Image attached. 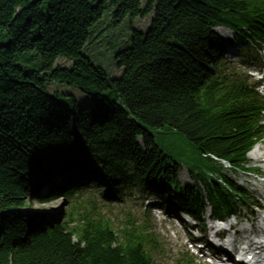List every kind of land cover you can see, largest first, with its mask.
<instances>
[{"label": "trees", "instance_id": "16d2710c", "mask_svg": "<svg viewBox=\"0 0 264 264\" xmlns=\"http://www.w3.org/2000/svg\"><path fill=\"white\" fill-rule=\"evenodd\" d=\"M107 7L111 24L152 12L148 29L132 28L113 53L117 78L84 50ZM215 26L233 31L228 42H264V0H0V264H155L146 221L84 199L91 179L109 201L136 184L175 182L183 164L216 214L235 208L243 193L213 170L219 160L245 170L264 137V102L223 59ZM59 197L70 200L62 220L23 212L29 200ZM202 202L191 190L186 208Z\"/></svg>", "mask_w": 264, "mask_h": 264}, {"label": "rangeland", "instance_id": "374dc122", "mask_svg": "<svg viewBox=\"0 0 264 264\" xmlns=\"http://www.w3.org/2000/svg\"><path fill=\"white\" fill-rule=\"evenodd\" d=\"M106 5L108 6V3ZM108 9L109 8L107 7L100 24H98L96 28H93L91 34L92 40L85 45L84 50L95 64H98L103 68V70L109 75V77L117 78L120 76L121 70L117 68L112 59L113 53L119 49L122 44V40H125L127 38L132 28L142 32H145L148 29L152 17V12L133 19H131L127 15L124 19L121 20V22L111 24L107 15ZM228 37H231V33L228 34ZM223 39H225V37ZM262 47L264 48L263 45ZM247 49L252 54H254V49L249 47ZM263 54L264 51L261 50L259 59L256 62L250 63L251 68L255 67L256 69H258L261 66L260 64H262L263 62ZM233 59H236V61H238L237 57ZM56 63H64V61L63 59H59L56 61ZM49 90L70 92L78 98H82L80 94L74 89L56 83L50 84ZM177 144L180 146L181 150H184L186 156H189V158L192 157V147L186 141L177 138ZM255 148L257 149V151L259 150L263 153L262 157L264 158V142L257 143L256 146L253 147V149ZM247 164V166L257 167L259 169V172L255 171L253 173L264 172V161L254 162L250 158V156L247 155ZM222 172L225 174V176H227L231 180H234L238 185L242 186L248 194H251L253 196V198L257 199L258 201L264 202L260 197L261 193L259 195L260 188L262 189V187L260 186L262 182L260 181V179H257L253 173L246 175L242 172H232L228 168H223ZM179 180L181 181L182 185L193 186V183L190 180L185 167H181L180 169ZM43 185L44 184L39 185L38 190L43 189ZM87 195H89L91 199L94 198L99 203L97 192L95 191L94 187H92V185ZM144 198L145 195H137V192L135 190H133L131 194L124 193L122 197L123 203L112 204L110 206V212H112L113 215L120 216L122 211L130 210L137 216L143 214L146 215L149 220L151 231L156 238L155 241L159 246V251H156L154 254L155 263L175 264V261L178 259L180 254L185 253L188 250L184 248L185 236L183 233L179 234L174 231L175 236L173 237L169 232H166L162 223L158 221L154 215H152L151 211L146 212V205L149 201H144ZM69 203L70 200L67 198L55 199L46 204H41L37 201L29 200V207L25 208L23 212H40L43 215V220L57 221L65 217L66 212L69 209ZM86 206L89 207L88 204H86ZM209 212L210 207L207 204L204 217H207ZM239 213L242 216H247L244 210H240ZM192 260L193 264H203L200 260H194L193 258Z\"/></svg>", "mask_w": 264, "mask_h": 264}, {"label": "bare ground", "instance_id": "6f19581e", "mask_svg": "<svg viewBox=\"0 0 264 264\" xmlns=\"http://www.w3.org/2000/svg\"><path fill=\"white\" fill-rule=\"evenodd\" d=\"M248 156H250V158L254 162L264 161L263 157H262L263 153L259 150L257 151L256 148ZM261 187H262V189H261V195L260 196L264 199V183H262Z\"/></svg>", "mask_w": 264, "mask_h": 264}]
</instances>
